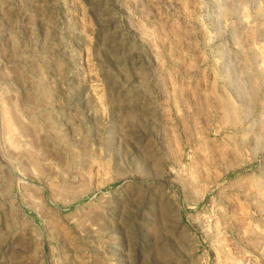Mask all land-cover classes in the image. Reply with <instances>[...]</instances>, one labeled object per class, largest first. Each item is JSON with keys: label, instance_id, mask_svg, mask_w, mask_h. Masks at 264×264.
<instances>
[{"label": "rangeland", "instance_id": "374dc122", "mask_svg": "<svg viewBox=\"0 0 264 264\" xmlns=\"http://www.w3.org/2000/svg\"><path fill=\"white\" fill-rule=\"evenodd\" d=\"M0 264H264V0H0Z\"/></svg>", "mask_w": 264, "mask_h": 264}, {"label": "bare ground", "instance_id": "6f19581e", "mask_svg": "<svg viewBox=\"0 0 264 264\" xmlns=\"http://www.w3.org/2000/svg\"><path fill=\"white\" fill-rule=\"evenodd\" d=\"M223 109H224V113L226 114V116L232 117V114L234 112L235 109V104L232 102H226L222 104ZM25 129V128H24ZM27 131V128H26ZM35 138V137H34ZM33 142V141H32ZM34 143V142H33ZM36 158V157H35ZM39 158V157H38ZM37 198L39 199V201L36 202L37 207H42V205L44 204L45 201V196L42 190L38 191V196Z\"/></svg>", "mask_w": 264, "mask_h": 264}]
</instances>
